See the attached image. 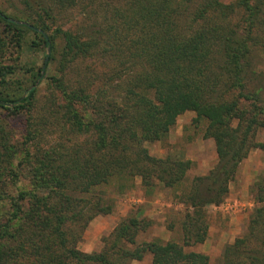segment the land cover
I'll return each mask as SVG.
<instances>
[{
    "label": "trees",
    "instance_id": "obj_1",
    "mask_svg": "<svg viewBox=\"0 0 264 264\" xmlns=\"http://www.w3.org/2000/svg\"><path fill=\"white\" fill-rule=\"evenodd\" d=\"M65 1L75 5L74 0ZM114 11L105 34L59 30L53 35L38 23H20L0 9V26L12 32L17 42L31 33L51 52L24 96L7 91L13 86L6 79L12 70L0 66V108L14 116L36 105L35 84L54 60L56 37L63 41L62 63L95 58L128 64L115 71L119 83L114 82L113 89L119 92L113 95L108 89H98L92 102L84 91L65 90L64 84L52 78L66 101L69 132L92 140L38 151L35 164L34 158L26 159L28 154L22 157L25 164L22 160L17 168L6 162L8 169L0 177V264H126L140 261L145 253L151 254L152 264H211L206 255L185 252L175 242L144 243L126 250L125 243L134 244L132 229L138 224L134 219L117 228L111 247L117 250L114 261L108 251L87 254L76 249L77 230L71 228L81 234L96 215L108 213L99 199L85 211L80 195L113 179L139 177L145 185L156 179L165 186L182 180L189 161L153 157L144 145L162 141L178 116L194 112L196 120L208 121L206 135L214 141L218 161L207 176L193 180L186 201L196 211L195 216H187L184 246L205 241L201 209L224 200L238 166L257 146L249 139L254 126L264 127V109L252 105L243 118L236 101L225 100L237 89L240 100L257 101L244 93L242 74L247 43L257 29L264 43V0L229 4L222 0H127ZM238 13L246 24L242 33L226 24L231 14ZM122 54L128 57L126 63L121 62ZM79 107L89 113L81 116ZM236 118L238 124L233 127ZM2 148L7 151L5 143ZM9 160L7 156L5 161ZM26 165L27 173L23 172ZM25 181L31 190L25 188ZM42 189H48L47 193H41ZM260 193L264 194L263 188ZM256 200L262 205L244 235L224 249L218 264H264V197L260 194Z\"/></svg>",
    "mask_w": 264,
    "mask_h": 264
},
{
    "label": "rangeland",
    "instance_id": "obj_2",
    "mask_svg": "<svg viewBox=\"0 0 264 264\" xmlns=\"http://www.w3.org/2000/svg\"><path fill=\"white\" fill-rule=\"evenodd\" d=\"M59 1L0 0V9L20 23H38L53 35H58L59 30L105 34L112 26L114 9L124 6L127 2L74 0V5L65 0L62 3ZM222 1L229 4L232 0ZM226 24L238 33L246 29L240 13L231 14ZM261 32L257 29L252 34V40L247 43L248 51L242 74L244 93L257 101L252 104L253 100H240L237 89H232L230 94L225 96L226 101H236L243 118L248 116L252 105H256L257 109H264V43ZM14 36L12 32L0 26V66L12 70L6 79L10 80L13 86L7 91L24 96L33 85L35 78L32 76L43 67L45 56L51 52L31 33H25L19 42ZM56 45L54 60L48 64L42 78L35 84L36 105L19 116L0 108V177L8 169L6 162L17 168L22 160L25 164L22 157L28 154L26 159L34 158L35 164L38 151L60 144H89L92 140L91 136L76 137L69 132L67 112L65 113L66 101L62 90H57L52 78L64 84L65 90L84 91L91 97L90 102L98 89H108L113 95L119 92L113 89L119 83L115 71L127 67L128 64L120 65L115 61L95 58L62 63L61 36L56 37ZM126 61L128 57L122 54L121 62ZM123 73L126 74H119L123 76ZM78 109L81 116L89 113L87 108ZM196 117L194 112L181 114L165 139L144 145L153 157L189 161L190 167L182 180L165 186L156 179H151L145 185L139 177L116 178L106 185L95 187L89 194L80 195L81 199L88 202L81 204V207L85 206V211L99 199L102 206L108 207V213L96 215L81 234L78 228H71L73 231L77 230L76 249L87 254L108 251L109 259L114 261L117 250L111 247L117 228L121 222L134 219L138 223L137 227L132 229L135 234L134 244L125 243L123 246L126 250L133 251L144 243L175 242L183 246L185 252L201 253L208 257L211 264L220 263L224 249L244 235L255 210L262 205L256 199L260 194L264 197V194L260 193L261 189H264V127L261 124L254 126L249 139L257 146L249 150L247 157L238 166L229 182L224 200L218 205L207 204L201 209L202 221L207 228L205 241L184 246V225L187 216H195L196 211L187 203V195L191 192L193 180L207 176L218 161L214 141L206 135L208 121L196 120ZM232 123L233 127H236L238 119H233ZM2 139L7 151L2 148L3 143L1 147ZM7 156L11 160L5 161ZM23 172L27 173V165ZM24 185L27 190H31L28 182L25 181ZM47 191L48 189H42L41 193ZM0 210V213H3L1 204ZM126 264H152V256L145 253L140 261L129 260Z\"/></svg>",
    "mask_w": 264,
    "mask_h": 264
},
{
    "label": "water",
    "instance_id": "obj_3",
    "mask_svg": "<svg viewBox=\"0 0 264 264\" xmlns=\"http://www.w3.org/2000/svg\"><path fill=\"white\" fill-rule=\"evenodd\" d=\"M49 51V50H48Z\"/></svg>",
    "mask_w": 264,
    "mask_h": 264
}]
</instances>
